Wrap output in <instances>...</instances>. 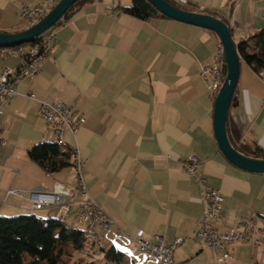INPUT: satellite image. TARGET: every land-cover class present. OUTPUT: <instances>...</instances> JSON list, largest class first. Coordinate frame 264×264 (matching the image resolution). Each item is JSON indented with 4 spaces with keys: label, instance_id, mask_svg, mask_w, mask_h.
Masks as SVG:
<instances>
[{
    "label": "crops",
    "instance_id": "1",
    "mask_svg": "<svg viewBox=\"0 0 264 264\" xmlns=\"http://www.w3.org/2000/svg\"><path fill=\"white\" fill-rule=\"evenodd\" d=\"M41 1L0 0V30L30 26L20 8ZM170 1L222 18L236 43L264 28V0ZM113 2L124 7L132 0H91L73 6L56 26L59 39L43 71L17 82V87L42 100L77 106L86 116L76 136L62 134V145L75 155L77 147L85 161L83 178L89 193L114 222L102 231L106 247L126 252L135 233L144 229L151 245L155 234L167 243L184 237L174 253L177 263L215 264L216 251L211 255L204 242L189 239L205 204L203 186L182 170L181 159L197 154L208 183L222 191L218 229L229 231L241 220L255 219L264 230V173L235 166L219 149L215 98L201 77V68L221 40L211 29L168 16L143 20L123 11L113 17L107 9ZM20 63L18 57L0 55V72ZM38 110L39 102L23 95L4 105L0 215L35 213L73 227L76 203L69 217L58 214L59 206L31 208L29 190H52L56 183L75 186L76 175L74 166L48 173L28 156L34 144L56 142L58 137ZM228 127L237 147L264 149V78L244 60ZM228 251L230 257L221 264H254L262 256L259 247L246 242L230 245ZM157 262L152 253L139 250L119 264Z\"/></svg>",
    "mask_w": 264,
    "mask_h": 264
},
{
    "label": "built area",
    "instance_id": "2",
    "mask_svg": "<svg viewBox=\"0 0 264 264\" xmlns=\"http://www.w3.org/2000/svg\"><path fill=\"white\" fill-rule=\"evenodd\" d=\"M59 0H42L36 4L25 3L20 8L21 17L27 20L30 25L44 17ZM185 3V0H181ZM108 12L116 17L124 10L118 2L108 5ZM35 45L14 48L9 52H0L3 56H14L21 60L18 68L4 67L0 72V129L4 115V105L18 95L26 96L29 99L39 102V114L46 121L47 127L57 135L56 140H63L62 134L65 132L76 136L80 128L86 123V116L79 112L77 106L61 101H46L37 97L35 93H22L17 87V82L32 79L40 74L42 64L47 56L53 51L55 43L59 39L58 29L53 26L36 37ZM226 60L223 46L218 43L217 50L212 59L201 68V77L207 83V87L212 95L216 97L225 79ZM264 78V75L261 76ZM3 140L0 137V142ZM182 170L197 183L203 186L202 199L205 204V211L197 221V227L189 237L191 242H204L209 248L216 251L215 264L227 260L230 257L228 246L246 242L254 247H259L262 252L254 264H264V230L258 225L255 219L241 220L229 231H221L217 227V221L222 217L225 197L220 189L208 183V179L200 171V157L192 153L188 157L181 159ZM85 161L80 156L76 147V158L74 168L76 175L75 186L64 183H56L52 190L44 187H36L28 191V197L32 202L33 210H41L47 206H59L58 214L69 217L72 211V204L79 206L73 223L77 230H83L87 239L88 247L77 251L75 257L69 259L74 263L78 259V264H115L106 258L103 253L106 244L102 238V231L107 230L114 224L108 216L104 207L98 203L89 193L86 182L83 178ZM10 193L23 196L24 192L18 189H10ZM75 197L77 199L75 200ZM155 243L145 238L144 229H139L132 237L131 244L126 252L133 254L137 251H148L157 258V264H187L177 263L174 258L176 248L184 242V237H176L171 243H167L164 236L155 234Z\"/></svg>",
    "mask_w": 264,
    "mask_h": 264
},
{
    "label": "trees",
    "instance_id": "3",
    "mask_svg": "<svg viewBox=\"0 0 264 264\" xmlns=\"http://www.w3.org/2000/svg\"><path fill=\"white\" fill-rule=\"evenodd\" d=\"M87 1L91 0H78L69 10L76 4ZM170 2L181 8L189 9L173 1ZM122 9L143 20L155 16H167L149 0H132L131 5L124 6ZM69 10L63 16L67 15ZM61 19L56 22L55 27ZM35 41L37 38L22 44L25 46L35 45ZM19 46L21 44L10 47ZM237 47L241 60H244L261 75L264 72V28L248 39L239 42ZM234 97L235 93L232 102ZM228 134L232 145L240 152L249 156L264 158L263 148L256 146L241 149L234 144L229 127ZM62 144L63 142H38L28 150V156L48 173L74 166L75 151ZM87 247L88 243L84 231L67 225L61 219L43 218L35 213H22L13 216L0 215V264H72L69 259L75 257L77 251ZM103 253L106 258L118 264L124 260V257L129 256L127 252L118 251L114 247H105ZM73 264H78V259Z\"/></svg>",
    "mask_w": 264,
    "mask_h": 264
},
{
    "label": "water",
    "instance_id": "4",
    "mask_svg": "<svg viewBox=\"0 0 264 264\" xmlns=\"http://www.w3.org/2000/svg\"><path fill=\"white\" fill-rule=\"evenodd\" d=\"M78 0H59L41 19L27 28L5 32L0 30V47L15 46L40 36L53 27L66 11ZM160 12L168 17L186 23L206 27L217 33L223 46L226 60L225 79L215 97L214 127L215 136L221 152L235 166L256 173H264V158L246 155L235 148L228 134V114L238 84L241 58L230 25L213 14L181 8L169 0H149Z\"/></svg>",
    "mask_w": 264,
    "mask_h": 264
},
{
    "label": "bare ground",
    "instance_id": "5",
    "mask_svg": "<svg viewBox=\"0 0 264 264\" xmlns=\"http://www.w3.org/2000/svg\"><path fill=\"white\" fill-rule=\"evenodd\" d=\"M32 46V45H29ZM21 47V46H20ZM14 48H19V47H10V46H6V48H0V52H9L12 51ZM264 75V72L261 74V76ZM56 142H62V140H57ZM64 221V220H63ZM74 227L76 228V224H74ZM128 253V252H127ZM129 256L131 255L130 253H128ZM133 258V257H132Z\"/></svg>",
    "mask_w": 264,
    "mask_h": 264
},
{
    "label": "rangeland",
    "instance_id": "6",
    "mask_svg": "<svg viewBox=\"0 0 264 264\" xmlns=\"http://www.w3.org/2000/svg\"><path fill=\"white\" fill-rule=\"evenodd\" d=\"M125 0H123V2H124ZM20 47V46H19ZM6 48V47H5ZM38 214V213H37ZM14 215H17V214H14ZM1 216H13V215H1ZM208 247V246H207ZM209 249V250H208ZM207 250L209 251V253L212 255V253H214V251L215 250H213V249H211V248H207ZM76 254H77V252H76Z\"/></svg>",
    "mask_w": 264,
    "mask_h": 264
}]
</instances>
